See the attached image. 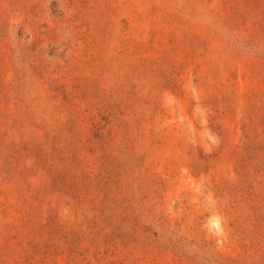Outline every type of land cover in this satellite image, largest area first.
<instances>
[{
  "label": "rangeland",
  "instance_id": "374dc122",
  "mask_svg": "<svg viewBox=\"0 0 264 264\" xmlns=\"http://www.w3.org/2000/svg\"><path fill=\"white\" fill-rule=\"evenodd\" d=\"M0 264H264V0H0Z\"/></svg>",
  "mask_w": 264,
  "mask_h": 264
}]
</instances>
